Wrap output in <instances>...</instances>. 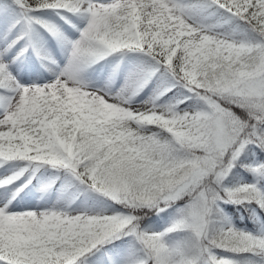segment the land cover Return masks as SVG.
I'll list each match as a JSON object with an SVG mask.
<instances>
[{"label": "snow or ice", "instance_id": "obj_1", "mask_svg": "<svg viewBox=\"0 0 264 264\" xmlns=\"http://www.w3.org/2000/svg\"><path fill=\"white\" fill-rule=\"evenodd\" d=\"M0 264H264V0H0Z\"/></svg>", "mask_w": 264, "mask_h": 264}]
</instances>
